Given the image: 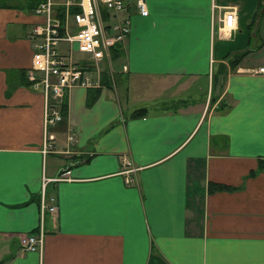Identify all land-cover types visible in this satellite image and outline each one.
I'll return each mask as SVG.
<instances>
[{"label": "crops", "instance_id": "obj_1", "mask_svg": "<svg viewBox=\"0 0 264 264\" xmlns=\"http://www.w3.org/2000/svg\"><path fill=\"white\" fill-rule=\"evenodd\" d=\"M35 2L0 5V264H264V0L131 5L97 83L46 124L26 78Z\"/></svg>", "mask_w": 264, "mask_h": 264}, {"label": "built area", "instance_id": "obj_2", "mask_svg": "<svg viewBox=\"0 0 264 264\" xmlns=\"http://www.w3.org/2000/svg\"><path fill=\"white\" fill-rule=\"evenodd\" d=\"M131 5L139 14L147 13L144 0H36L33 12L38 18L27 33L31 55L26 77L43 94L44 124L60 118L56 103L71 86L97 83L99 64L109 58L110 48L122 44L126 37L129 20L125 11ZM210 6L217 31L234 27L231 7L224 8L218 16L213 12L216 4L212 1ZM73 47L85 56L73 58ZM254 71L264 72V66ZM64 177L63 172L51 179ZM46 179L41 174L40 188ZM43 206L50 211L56 209L54 204ZM37 232L19 236L23 249L40 248L42 234L40 229Z\"/></svg>", "mask_w": 264, "mask_h": 264}, {"label": "trees", "instance_id": "obj_3", "mask_svg": "<svg viewBox=\"0 0 264 264\" xmlns=\"http://www.w3.org/2000/svg\"><path fill=\"white\" fill-rule=\"evenodd\" d=\"M112 49V48H111ZM249 49L248 48H241V49H237L235 51L230 52V55L228 56V64L230 68H234V66L237 64V62L240 60L241 56L244 55ZM100 78L102 81H108V77L105 71H100ZM56 107L58 109V112L60 114V117L65 115V111H66V103H65V99L62 98V100H60V102L58 101L56 103ZM132 115H137L139 114L138 111H133L131 113ZM260 166L262 164H259ZM62 171H60L59 173H61Z\"/></svg>", "mask_w": 264, "mask_h": 264}, {"label": "rangeland", "instance_id": "obj_4", "mask_svg": "<svg viewBox=\"0 0 264 264\" xmlns=\"http://www.w3.org/2000/svg\"><path fill=\"white\" fill-rule=\"evenodd\" d=\"M24 1H28V0H0V5L2 4V5H11V6H13V7H15V6H20V8H22V3H24ZM30 1H32V0H30ZM15 9V8H14ZM134 8L132 7L131 9H130V12L131 13H134V10H133ZM32 13H33V15L36 17V19L38 18L37 17V15L33 12V8H32ZM62 48H65V46L64 45H62L61 46ZM83 56H85V54H83V53H79V52H77V51H75V48L73 47V57L74 58H77V57H83ZM48 126V125H47ZM46 182L48 181V180H50L51 179V177H47L46 176Z\"/></svg>", "mask_w": 264, "mask_h": 264}]
</instances>
